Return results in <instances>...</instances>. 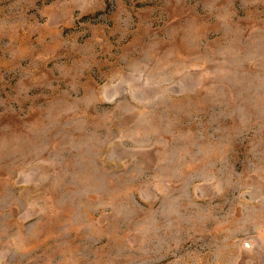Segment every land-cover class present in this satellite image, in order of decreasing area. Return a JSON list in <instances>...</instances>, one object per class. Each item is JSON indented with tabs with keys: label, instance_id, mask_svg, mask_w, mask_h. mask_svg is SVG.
<instances>
[{
	"label": "rangeland",
	"instance_id": "374dc122",
	"mask_svg": "<svg viewBox=\"0 0 264 264\" xmlns=\"http://www.w3.org/2000/svg\"><path fill=\"white\" fill-rule=\"evenodd\" d=\"M0 264H264V0H0Z\"/></svg>",
	"mask_w": 264,
	"mask_h": 264
}]
</instances>
